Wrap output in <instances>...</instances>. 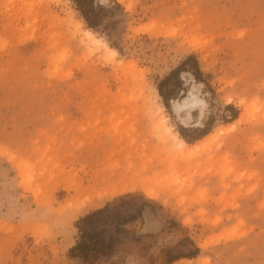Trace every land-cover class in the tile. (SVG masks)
I'll return each mask as SVG.
<instances>
[{"label":"rangeland","instance_id":"obj_1","mask_svg":"<svg viewBox=\"0 0 264 264\" xmlns=\"http://www.w3.org/2000/svg\"><path fill=\"white\" fill-rule=\"evenodd\" d=\"M97 3L122 10L94 32L74 0H0V264H264V0ZM189 57L201 82L194 61L172 76ZM186 90L200 128L170 111ZM124 172L158 174L157 197L106 201L120 219L144 211L120 231L97 218V251L72 257L100 209L60 224L69 187Z\"/></svg>","mask_w":264,"mask_h":264},{"label":"bare ground","instance_id":"obj_2","mask_svg":"<svg viewBox=\"0 0 264 264\" xmlns=\"http://www.w3.org/2000/svg\"><path fill=\"white\" fill-rule=\"evenodd\" d=\"M84 35H85L84 38L85 40L88 41V44L91 43V44L101 45L104 47V49L107 52L113 55L117 54V52L113 49H110L104 43V41L95 39V36L91 31L86 30ZM196 102H197L196 106L194 107L185 108L183 105H181L182 110L175 111V115L179 118L180 125L182 124V126L186 128L202 127L204 102L198 99H196ZM197 112L198 114H195ZM155 123L158 127L160 134L162 135V139H164V141H166L169 144L170 148L177 147V151L179 149V151L185 156L186 155L189 157L192 156L195 147L189 146L186 143V141L180 137L178 132L172 131L173 129L167 124L166 117H161V118L157 117L155 119ZM222 130L223 132L225 131L224 128H222L221 131ZM106 175L107 176H101L100 178H96L92 181H89L87 184H85V182L83 181L78 183L75 182L77 184L75 185L73 184V186L71 185L72 187L71 186L69 187L70 190L72 189L73 195L71 199L67 202V204L58 211V218L62 222L60 224L64 223L65 225V221H70L72 219H75L77 215H79L82 209L84 208L94 209V210L100 209L109 199L115 196L130 193L136 190L137 188H143L142 190L146 191V196L151 199H155L157 197L156 195L157 191L156 192L154 191L153 183L157 181V178L159 177L158 174L151 178L145 177L146 179L145 178L141 179L140 178L141 176L137 178L139 174L134 175V176L137 175L136 178L134 176L130 177V175H128L127 172L119 173L118 174L119 178L114 175H109V174ZM59 222L57 225H59Z\"/></svg>","mask_w":264,"mask_h":264},{"label":"trees","instance_id":"obj_3","mask_svg":"<svg viewBox=\"0 0 264 264\" xmlns=\"http://www.w3.org/2000/svg\"><path fill=\"white\" fill-rule=\"evenodd\" d=\"M74 3L76 5L77 11L79 12L81 18L86 23L88 29L94 32H96L98 29L102 27L104 19L107 16L113 15L115 13V10L118 8L122 10L121 6L116 3L115 5L117 6V8L112 7V6L104 7V6L98 5L97 0H74ZM113 27H114V24H112L111 28ZM111 46L113 48H116L117 50H120L117 44H112ZM190 61L195 62V70H192L193 76L198 82H201V78H200L201 72L199 70L198 63L195 61L194 57H189L187 61L184 62L183 65L177 71L172 73V76L179 72L184 71L186 69L187 64ZM159 91H160L161 96H163L161 92V86H159ZM143 211H144V208L138 211L137 216H128L126 218L121 217L120 219L119 214L114 213L112 211V207L110 205H107L106 207L100 210H97L93 212L92 214L86 216L85 218L81 219L77 224V228L80 231L79 242H77L76 246H74L71 249L70 251L71 256L74 258L81 257V256L89 257V256H92L97 251L96 244L99 240L104 239L103 236L105 234V231H98L94 229V226H95L94 224L95 223L98 224V222L96 221L97 218L102 217L103 219H109L110 216L119 218L118 224L116 225V229L117 231H120L119 229L122 225H126V224H129L131 222L138 220L142 216ZM80 224H86V226H89V227L81 228Z\"/></svg>","mask_w":264,"mask_h":264},{"label":"snow or ice","instance_id":"obj_4","mask_svg":"<svg viewBox=\"0 0 264 264\" xmlns=\"http://www.w3.org/2000/svg\"><path fill=\"white\" fill-rule=\"evenodd\" d=\"M185 97H187V99H185ZM228 103H231V101H227ZM196 99L194 96L189 95V93L187 92V90L184 93V96H181L179 101H177L175 106H170V111L173 112V114L175 113V111H181V105H183L185 108H191L196 106ZM195 114H198L195 113Z\"/></svg>","mask_w":264,"mask_h":264}]
</instances>
